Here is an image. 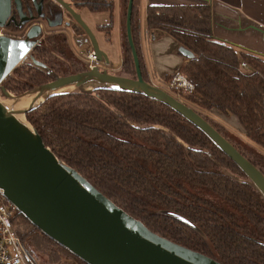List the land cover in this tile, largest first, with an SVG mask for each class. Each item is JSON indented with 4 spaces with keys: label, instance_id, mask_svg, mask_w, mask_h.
Returning <instances> with one entry per match:
<instances>
[{
    "label": "trees",
    "instance_id": "1",
    "mask_svg": "<svg viewBox=\"0 0 264 264\" xmlns=\"http://www.w3.org/2000/svg\"><path fill=\"white\" fill-rule=\"evenodd\" d=\"M21 1L24 10L30 8L35 17L48 21L62 12L54 0H42L40 12L34 8L33 0ZM67 3L91 12L112 13L114 6L111 0ZM146 24L148 31L167 33L193 55L185 57L175 71L194 88L179 94L202 109L234 116L247 139L264 150V55L215 38L211 7L207 4L148 5ZM23 26L11 25V29L17 31ZM110 26L98 25L97 29L108 33ZM131 33L142 77L148 81L134 5ZM123 35L121 68L135 78L125 23ZM36 39L32 56L45 68L19 63L11 71L19 81L9 73L1 82L7 91L12 83L32 88L66 73L51 53L58 54L72 68L74 55L63 33L40 31ZM73 68L78 70L74 65ZM198 113L264 174L263 156L245 148L229 137L224 127ZM25 116L60 161L77 170L152 232L222 264H264L263 195L204 132L169 105L141 93L100 87L51 95ZM181 181L208 189L236 213L186 192ZM236 215L251 225L253 234L239 229ZM13 222L40 264H87L21 213H16Z\"/></svg>",
    "mask_w": 264,
    "mask_h": 264
},
{
    "label": "water",
    "instance_id": "2",
    "mask_svg": "<svg viewBox=\"0 0 264 264\" xmlns=\"http://www.w3.org/2000/svg\"><path fill=\"white\" fill-rule=\"evenodd\" d=\"M54 1L71 15L88 36L95 60L108 64L107 55L99 48L94 33L80 14L64 0ZM15 2L21 13L19 0ZM132 8L133 0H127L125 32L135 65V78L101 71L97 65L85 71L56 76L24 93L39 90L46 93L38 103L24 107V116L47 97L61 94L53 92L55 89L85 79L94 78L100 84L90 89L79 87L75 90L106 87L144 94L169 105L204 132L264 197V174L260 169L196 109L143 79L131 33ZM3 9L7 14L10 0H0V13ZM3 25L4 21L0 20V26ZM39 31V26L34 25L25 38L0 36V90L5 97L15 99L21 96H11L1 82L26 56H30L31 63L36 67L45 68L30 53L37 43L35 38ZM179 52L185 57L193 56L182 46ZM29 125L16 120L0 104V190L17 211L42 233L87 264H222L152 232L140 220L112 202L77 170L60 161L44 144L35 128Z\"/></svg>",
    "mask_w": 264,
    "mask_h": 264
},
{
    "label": "crops",
    "instance_id": "3",
    "mask_svg": "<svg viewBox=\"0 0 264 264\" xmlns=\"http://www.w3.org/2000/svg\"><path fill=\"white\" fill-rule=\"evenodd\" d=\"M111 1L114 3L112 13L75 8L76 12L87 19V26L94 33L100 49L107 55L109 63L103 61V64L108 72L110 68L120 69L123 59L121 25L124 0ZM199 4H207L211 7L212 35L215 38L233 44L237 48L264 55V0H133V5L137 9L140 53L150 81L163 79L166 74L174 72L185 61V56L179 52L181 46L167 33L161 30L148 31L147 6ZM108 24L111 25L108 33L97 29L98 25ZM53 25L55 23L49 26ZM85 38L90 44L88 37ZM205 111L230 131L232 126L229 123L239 125L234 116L213 110ZM239 128L241 129L240 125L238 130Z\"/></svg>",
    "mask_w": 264,
    "mask_h": 264
},
{
    "label": "rangeland",
    "instance_id": "4",
    "mask_svg": "<svg viewBox=\"0 0 264 264\" xmlns=\"http://www.w3.org/2000/svg\"><path fill=\"white\" fill-rule=\"evenodd\" d=\"M126 0H124V5H123V16H122V58H123V45H124V23H125V9H126ZM66 17L68 16V14L65 15ZM81 16V19L84 21V23L87 25V19H84ZM66 17H62L60 20H57L58 23H55V25L53 26H49L47 23L42 22V28H41V33L43 34H49V33H63L67 39H68V43H69V49L72 51L73 53V65L75 67H78L79 69H82L83 67L89 66V65H97L99 67V70H107V68L104 66L103 61L97 62L96 60H94L93 62L88 58L92 52V46L91 44H88V42L86 41V34L84 33V31L75 23V21L71 18V16H68L69 19H66ZM28 26V25H27ZM24 27L25 28L27 27ZM24 30H20L19 32H17V35L22 36L24 33ZM99 45V43H98ZM100 48V46H99ZM52 56L54 57V61L55 63H58L59 65H61L62 67L66 68L65 71L66 73L64 74H71L74 72H79V71H75V68H72L69 66V63L65 60H63L60 56H58V54L56 53H51ZM32 55V53H31ZM123 60V59H122ZM23 63H31V59L30 56H26L21 62L20 64ZM116 66V64H115ZM244 68L247 69L248 67L245 66L244 64ZM108 71V70H107ZM111 74L114 75H120V76H124V77H129V78H134L132 77V75H126V73H123L122 68L117 69V68H110V72ZM174 73V74H173ZM173 74L172 77L169 78H165V76L163 77V79L161 78L160 80H153L150 81V79L148 78L147 82H150L151 84L162 88L163 90L167 91L168 93L172 94L173 96H175L178 99H181L183 102L187 103L188 105L192 106L194 109H196L197 111H199L201 114H203L204 116H207V118L211 119V121H213L214 123H217V125H220L222 127L225 128V133L233 138L235 141L239 142L240 144H242V146H244L245 148L248 149H252L256 154L263 156L264 157V150L258 146L257 144H255L254 142L250 141L249 139H247V137L244 135V132H242V130L239 128L238 130V126L235 123H229L231 124L232 128L230 131L227 127H225L224 125H222L221 123H219L215 118H213L212 116H209V114L206 113L205 109H202L200 107H198L197 105L191 103L190 101L186 100L184 97H182L179 92H183L185 93L186 91L177 89V88H172L169 89L166 85L167 82H169L171 80V78H173L176 75V71L169 73ZM10 77H16L18 78L15 74H10ZM183 75V74H182ZM19 81V78H18ZM16 82V81H15ZM43 85V84H42ZM41 85H37V86H33L32 88H24L21 85H17V83H12L10 86H8V92L10 93L11 96H19L22 95L24 93H26L27 91H31L32 89H34L35 87H38ZM3 99H10L9 96L5 97L2 92L0 91V100ZM37 107V106H36ZM207 111H212V110H207ZM215 112V110H213ZM26 118V116H25ZM235 120L236 118L233 117ZM27 120V119H26ZM240 135V136H239ZM183 189L195 196H198L202 199H205L209 202H211L212 204H214L217 207L223 208L228 212H235L234 208L228 204L223 198L217 196L216 194L210 192L208 189L203 188L201 186L198 185H194L190 182L187 181H181L180 182ZM236 222L239 225V229L243 232H247V233H252L253 234V228L251 227V225L246 224L245 223V219L240 216V215H236ZM244 226V228H242ZM254 236H258L256 233H254Z\"/></svg>",
    "mask_w": 264,
    "mask_h": 264
},
{
    "label": "built area",
    "instance_id": "5",
    "mask_svg": "<svg viewBox=\"0 0 264 264\" xmlns=\"http://www.w3.org/2000/svg\"><path fill=\"white\" fill-rule=\"evenodd\" d=\"M4 33L0 28V36ZM90 55H93L91 52ZM169 89L177 88L183 91L193 90V84L178 72L166 85ZM15 206L0 190V264H40V261L25 246L19 236L13 218L17 213Z\"/></svg>",
    "mask_w": 264,
    "mask_h": 264
},
{
    "label": "flooded vegetation",
    "instance_id": "6",
    "mask_svg": "<svg viewBox=\"0 0 264 264\" xmlns=\"http://www.w3.org/2000/svg\"><path fill=\"white\" fill-rule=\"evenodd\" d=\"M35 2V5H34V8L37 9V12H40L41 11V7L43 6V3H42V0H33ZM20 2V6H21V13L19 12L18 8H17V5H16V2L15 0H10V9L8 10L7 14L6 12L4 11V9L2 10V12L0 13V20H3L4 21V25L3 26H0L1 29H3L4 33L2 34V36H8V37H12V38H25L26 34L28 33V31L30 30V28L34 25H38L39 26V29L41 31V28H42V22H45L47 23L48 25L50 24H54V23H58L57 20H60L62 17H66L65 15L68 14V16H71L65 9H63L62 7V12L61 13H56L54 15V18L51 20V21H48L46 19H43L41 17H35L34 15V11H32L30 8L27 10H24L23 9V3L21 0H19ZM56 2V1H55ZM73 8V7H72ZM75 10V8H73ZM76 11V10H75ZM66 17V19H69V17ZM72 18V17H71ZM26 19H29L28 21H25ZM73 19V18H72ZM23 21H25L23 23ZM21 23L24 24L22 30H24V27L27 26L24 30V33L22 36H19L17 35V32H19L20 30H17V31H14L11 29V25H20ZM76 23V22H75ZM77 24V23H76ZM78 25V24H77ZM79 26V25H78ZM39 31V32H40ZM85 33V32H84ZM87 36V35H86ZM88 37V36H87ZM36 39V38H35ZM89 39V38H88ZM37 40V43H38V39ZM90 41V40H89ZM36 43V44H37ZM91 44V42H90ZM34 48V47H33ZM32 48V49H33ZM32 53V50L31 52ZM92 65H89V66H86V67H83L82 69H79L78 67V70L79 72L81 71H85L87 70L89 67H91ZM104 70V69H103ZM75 73V72H74ZM65 75H68V74H61V75H58V76H65Z\"/></svg>",
    "mask_w": 264,
    "mask_h": 264
},
{
    "label": "bare ground",
    "instance_id": "7",
    "mask_svg": "<svg viewBox=\"0 0 264 264\" xmlns=\"http://www.w3.org/2000/svg\"><path fill=\"white\" fill-rule=\"evenodd\" d=\"M92 62L95 60V57L93 55H90L88 57ZM100 83L96 82L94 78L91 79H85L81 81H77L74 83H66L63 86L55 89L53 92L55 93H66L73 91L79 87L90 89L91 87L95 85H99ZM46 93L43 91H35L29 94H23L15 99H3L0 100V104L10 113L16 120L21 122L22 124L30 127L29 123L27 122L25 116H24V107L38 103L41 101Z\"/></svg>",
    "mask_w": 264,
    "mask_h": 264
}]
</instances>
